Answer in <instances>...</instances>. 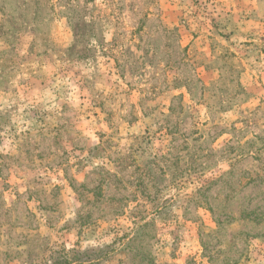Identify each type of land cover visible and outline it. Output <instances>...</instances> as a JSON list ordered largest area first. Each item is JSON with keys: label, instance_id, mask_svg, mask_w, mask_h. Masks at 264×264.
<instances>
[{"label": "rangeland", "instance_id": "rangeland-1", "mask_svg": "<svg viewBox=\"0 0 264 264\" xmlns=\"http://www.w3.org/2000/svg\"><path fill=\"white\" fill-rule=\"evenodd\" d=\"M260 52L264 0H0V264H264Z\"/></svg>", "mask_w": 264, "mask_h": 264}, {"label": "crops", "instance_id": "crops-1", "mask_svg": "<svg viewBox=\"0 0 264 264\" xmlns=\"http://www.w3.org/2000/svg\"><path fill=\"white\" fill-rule=\"evenodd\" d=\"M260 56L261 57L259 59H261V60L263 59V61H264V52H260ZM256 58H258V56ZM259 67H260V64H259ZM256 72L264 80V67H263V70L260 71L258 69ZM256 72H253L252 69H249V70L246 69V71L244 73H241V79H240V81L243 82V80H242L243 78H245V79L252 78L253 75L257 76L256 75L257 74Z\"/></svg>", "mask_w": 264, "mask_h": 264}]
</instances>
